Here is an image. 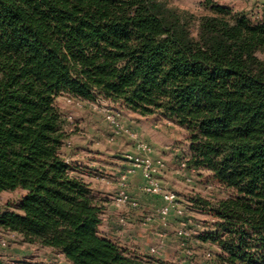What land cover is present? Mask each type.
<instances>
[{"label":"trees","instance_id":"1","mask_svg":"<svg viewBox=\"0 0 264 264\" xmlns=\"http://www.w3.org/2000/svg\"><path fill=\"white\" fill-rule=\"evenodd\" d=\"M210 7L197 16L169 0H0V192H25L0 212L2 230L70 264H158L101 233L103 207L62 158L57 98L97 92L189 131V166L230 193L193 201L216 219L199 235L220 250L211 264H264V21Z\"/></svg>","mask_w":264,"mask_h":264},{"label":"rangeland","instance_id":"2","mask_svg":"<svg viewBox=\"0 0 264 264\" xmlns=\"http://www.w3.org/2000/svg\"><path fill=\"white\" fill-rule=\"evenodd\" d=\"M211 1L212 4L207 0H169L171 5L197 16L210 13L211 5H222L248 13L254 22L264 21V0ZM56 106L66 135L62 158L103 207L101 233L124 250L145 255L158 264H210L208 254L217 255L220 250L202 242L199 235L209 231L216 219L196 208L193 201L199 197L215 201L230 193L211 178L209 171L189 166V131L162 114L144 117L122 109L97 92L94 100L63 94L57 98ZM149 162L154 169L147 172ZM147 173L162 195H176L178 207L185 212L183 216L175 209L164 218L158 215L166 203L161 195L146 192ZM131 177L137 181L131 186L134 193L146 199L134 198ZM122 191L139 207L130 210L129 204L118 206ZM24 195L22 190L0 192V212L16 210ZM121 218L126 220V226L121 225ZM152 247L159 248L157 255H151ZM0 256L6 264L16 260L70 264L60 252L28 243L20 234L1 228Z\"/></svg>","mask_w":264,"mask_h":264},{"label":"built area","instance_id":"3","mask_svg":"<svg viewBox=\"0 0 264 264\" xmlns=\"http://www.w3.org/2000/svg\"><path fill=\"white\" fill-rule=\"evenodd\" d=\"M152 168H153V164L149 162L146 166L147 172L150 169L151 170L154 169V168L153 169ZM147 178L149 181H148L147 187L145 188L146 192L151 193V194L161 195L162 198L164 199L165 203H166V205L163 206L158 211V215L164 218V217L168 216L173 209H175L179 216H183L185 214V212L180 207H178L176 195L173 193H170V192L162 195L161 189L158 187V184L152 179V176L149 175L148 173H147ZM126 204H129L134 208L139 207V205L136 201L131 200L128 193H126L125 191H122L119 195V198H118V206H122V205H126ZM120 222H121L122 226H126V220L124 218H121ZM150 253H151V255H157L159 253V248L158 247H152L150 249ZM188 255L191 256L192 254L189 252ZM208 258L210 259V261H212L213 254L209 253ZM210 264H211V262H210Z\"/></svg>","mask_w":264,"mask_h":264},{"label":"crops","instance_id":"4","mask_svg":"<svg viewBox=\"0 0 264 264\" xmlns=\"http://www.w3.org/2000/svg\"><path fill=\"white\" fill-rule=\"evenodd\" d=\"M132 179H133V177H131V178H130V181H129V182H130V183H129V185H130V190H131V192H132L134 198L137 199V198L141 197L142 195L140 196L139 194L134 193V191H133L134 189H132L131 186H133V185L135 186V184H137V181H136V180H132ZM101 180H102V179H101ZM102 181H104V180H102ZM116 185H118V183H117ZM148 197H149V196H148ZM142 198H143V199H146V197H144V196H142ZM142 198H139V199H142ZM157 198H158V197H157ZM159 199H160V201L162 202V198H159ZM129 209H130V210H135V208H132L131 205H130Z\"/></svg>","mask_w":264,"mask_h":264}]
</instances>
